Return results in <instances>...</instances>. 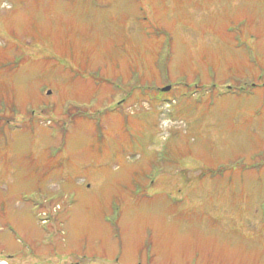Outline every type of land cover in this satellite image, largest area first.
Returning a JSON list of instances; mask_svg holds the SVG:
<instances>
[{"label":"rangeland","instance_id":"rangeland-1","mask_svg":"<svg viewBox=\"0 0 264 264\" xmlns=\"http://www.w3.org/2000/svg\"><path fill=\"white\" fill-rule=\"evenodd\" d=\"M263 83L264 0H0V259L264 264Z\"/></svg>","mask_w":264,"mask_h":264},{"label":"water","instance_id":"water-1","mask_svg":"<svg viewBox=\"0 0 264 264\" xmlns=\"http://www.w3.org/2000/svg\"><path fill=\"white\" fill-rule=\"evenodd\" d=\"M169 87H165L164 89H168Z\"/></svg>","mask_w":264,"mask_h":264},{"label":"flooded vegetation","instance_id":"flooded-vegetation-1","mask_svg":"<svg viewBox=\"0 0 264 264\" xmlns=\"http://www.w3.org/2000/svg\"><path fill=\"white\" fill-rule=\"evenodd\" d=\"M150 264V263H149Z\"/></svg>","mask_w":264,"mask_h":264}]
</instances>
